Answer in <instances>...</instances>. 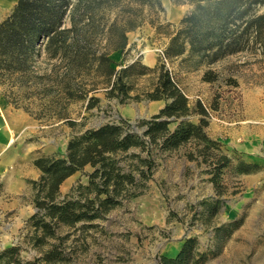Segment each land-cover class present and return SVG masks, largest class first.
Segmentation results:
<instances>
[{
    "label": "rangeland",
    "instance_id": "374dc122",
    "mask_svg": "<svg viewBox=\"0 0 264 264\" xmlns=\"http://www.w3.org/2000/svg\"><path fill=\"white\" fill-rule=\"evenodd\" d=\"M16 2L0 0V23ZM161 3L164 10L158 15L146 8L141 25L128 32L125 50L113 52L110 58L116 69L135 61L147 68L164 65L188 97L189 106L200 102L206 108L205 130L232 161L221 174L219 208L212 204L218 190L210 181L209 168L188 161L183 151L164 153L157 157L141 194L124 199L93 226H61L57 237L35 246L29 224L36 212L32 182L41 176L35 160L65 155L69 141L88 129L120 118L133 124L148 120L164 102L143 95L154 73L135 76V90L125 103L108 97L103 84L85 98L68 101L57 95L55 87L45 96L38 89L0 83V123L14 136L10 145L19 146L20 163L38 172L34 179L27 178L25 189L18 193L0 182V254L16 246L22 261L38 260V264H157L162 256L175 257L187 239L195 238L197 252L204 255L201 264H264V56L249 51L208 65L186 50L167 59L171 36L193 6L172 0ZM263 11L264 6L259 7V13ZM55 62L42 53L40 74L55 77ZM206 72L217 79L206 81ZM93 76L92 72L85 77L89 89L92 81L100 80ZM91 97L98 101L89 109ZM199 118L188 117L195 123ZM135 131L141 129L135 125ZM241 163L257 167L243 172ZM92 171L87 165L67 178L59 199L73 187L87 185ZM49 250L60 254L50 262L41 260Z\"/></svg>",
    "mask_w": 264,
    "mask_h": 264
},
{
    "label": "trees",
    "instance_id": "16d2710c",
    "mask_svg": "<svg viewBox=\"0 0 264 264\" xmlns=\"http://www.w3.org/2000/svg\"><path fill=\"white\" fill-rule=\"evenodd\" d=\"M193 6L165 51V57H178L186 50L200 62L214 64L234 54L251 52L264 56V0H172ZM146 8L158 15L161 0H17L11 13L0 23V83H11L29 90L38 89L45 96L58 89L57 95L68 101L79 100L103 84L108 97L125 103L135 90V76L154 73L152 85L143 95L151 101H163L157 114L139 124L120 118L99 128L88 129L71 139L65 155L42 157L34 165L41 171L32 182L36 212L30 217V240L35 246L57 237L61 226L83 223L93 226L105 218L124 199L141 194L152 178L156 159L164 153L184 152L185 158L198 166L205 164L218 190L212 199L219 208L223 192L221 174L232 161L223 155L219 143L206 132V108L197 102L191 108L186 94L164 65L141 66L138 61L116 69L110 55L124 51L128 32L139 27ZM45 54L55 60V77L41 75L38 58ZM100 80L87 88L90 73ZM95 79V78H94ZM206 81H215L206 72ZM140 94L135 98L140 99ZM97 98L91 97L87 108ZM199 115L198 122L188 119ZM135 125L141 132L135 131ZM171 125H175L171 128ZM87 185L79 184L59 199L63 182L84 169ZM243 172L256 164L241 163ZM49 250L41 260L50 262L59 255ZM204 255L196 250V239H187L175 257L162 256L157 264H201ZM24 262L19 248L10 247L0 254V264H38Z\"/></svg>",
    "mask_w": 264,
    "mask_h": 264
},
{
    "label": "crops",
    "instance_id": "0c3cea01",
    "mask_svg": "<svg viewBox=\"0 0 264 264\" xmlns=\"http://www.w3.org/2000/svg\"><path fill=\"white\" fill-rule=\"evenodd\" d=\"M0 128V182L8 191L18 193L25 189L27 178L34 179L38 172L35 167L30 170L28 165L20 163L19 146L10 145L15 141L14 136L1 123Z\"/></svg>",
    "mask_w": 264,
    "mask_h": 264
},
{
    "label": "bare ground",
    "instance_id": "6f19581e",
    "mask_svg": "<svg viewBox=\"0 0 264 264\" xmlns=\"http://www.w3.org/2000/svg\"><path fill=\"white\" fill-rule=\"evenodd\" d=\"M6 1V0H5Z\"/></svg>",
    "mask_w": 264,
    "mask_h": 264
}]
</instances>
